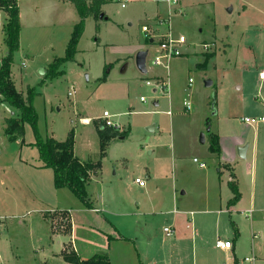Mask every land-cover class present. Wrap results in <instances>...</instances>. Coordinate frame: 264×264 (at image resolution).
<instances>
[{
  "label": "rangeland",
  "instance_id": "1",
  "mask_svg": "<svg viewBox=\"0 0 264 264\" xmlns=\"http://www.w3.org/2000/svg\"><path fill=\"white\" fill-rule=\"evenodd\" d=\"M16 1L19 47L12 55L10 76L23 99L32 89L36 120L34 125L23 121V136L9 141L6 120L20 121L21 113L0 97V264H68L61 250L69 242L82 260L111 254L114 264H146L144 256L152 249L144 243V231L161 236L172 211L182 210L173 202L174 182L177 189L187 190L186 196L177 191L175 197L195 210L207 195L216 197L218 178L224 184L228 180V171L211 156L212 135L230 148L237 141L257 146L246 162L234 165L244 187L250 186V163L256 162L258 174L264 171V123L243 121L264 117V80H259L264 71V0H179L175 7L164 0H130L124 8L110 0L101 6L102 19H85L67 61L66 48L80 19L74 5L62 0ZM154 19L168 22L155 26L156 35L169 31L174 39H186L182 55L172 58L167 70L152 65L159 44L157 38L150 43L141 30L153 26ZM5 23L6 13L0 10V65L7 53L1 34ZM140 51L148 53L146 74L136 66ZM105 111L128 136L110 141L102 156L95 124L103 121ZM70 133L74 156L81 162H99L83 200L68 188L54 186L53 171L43 165L38 149L39 141H64ZM137 178L145 187L135 184ZM148 190L158 194L152 195L154 202L163 206L154 209L155 215L143 216L153 203L147 202ZM118 212L126 214L122 223L109 215ZM61 216L72 222L71 241L68 233L53 229V224H61ZM113 224L128 226L130 236L137 237L136 246L110 239L118 234ZM120 232L127 236L123 228ZM246 237L236 264H246L241 258L248 254L251 236ZM207 250L209 258H224L211 245ZM175 252L165 246L164 256ZM198 257L203 259L202 254ZM199 260L197 264H204Z\"/></svg>",
  "mask_w": 264,
  "mask_h": 264
},
{
  "label": "crops",
  "instance_id": "2",
  "mask_svg": "<svg viewBox=\"0 0 264 264\" xmlns=\"http://www.w3.org/2000/svg\"><path fill=\"white\" fill-rule=\"evenodd\" d=\"M62 2L66 3V1L63 0ZM104 6H102V8ZM1 34L3 35L2 28ZM259 80L262 79L259 78ZM160 81H164L165 88H167L166 81L164 79H160ZM156 106H158V103L156 104ZM218 139L220 154L216 155L211 152L210 153L213 158H217L219 160L218 165L221 166L222 169L228 171V180L224 184L220 180V178H218L217 183L215 182V188L217 190L216 197L213 198L207 195L205 200L203 201V205L200 208H196L195 210L188 203H184V201H181V199H177L175 197L174 194H176L177 191L179 192V196H186L187 190L185 187L183 188L180 186L177 189V181L174 182V185L176 187L174 188V192L172 195L173 202L180 204L182 210L174 209L172 211L171 219L167 220V223L163 226V228L167 226L171 227L173 231V234L171 236H166V234L163 232V228L161 236L156 234L153 230L151 232L144 231V243L150 245L152 249L151 255L145 254L144 256L146 264H185V261L187 259L191 260V264H197V260H199L198 256L200 254L203 255V259L199 261L203 262L204 264H223V262L225 264H236L238 257L242 255L240 250L243 238H247L246 236L249 237V235L251 236V247L249 248V251L247 250L248 254L246 252V256H243V258L241 259H243L246 264H264V171L262 168L261 173L258 174V171L255 170L256 162L254 164L250 163V166L248 167L246 173L250 177L249 187H244L241 180L239 178L237 179L234 174V165L240 164V160L246 162L250 150L252 152V150H255L257 146L253 147L250 143L244 144L243 142L237 141V143L235 144V148H230L228 145H224L223 139L221 137H218ZM244 145L246 147L245 158L242 159L238 156V149L244 147ZM198 162L193 161V163H197L198 166L199 163H203ZM262 164H264V161L262 162ZM199 168L201 167L199 166ZM204 168L205 166L201 169ZM221 168L217 170L218 173L222 172ZM91 178L92 175L90 177V181ZM137 180L140 179L137 178L134 182L138 185V183L136 182ZM230 181H234L236 183L238 192L240 193V199L233 205L228 204L229 201L233 198V194L228 187V182ZM143 187H145V185ZM145 195L147 197V202L153 203H149V206L142 211V215H155L156 213H153L155 211L154 209H159L161 206H163L154 202L152 195H157L158 198V194H156V192L154 191L151 195L150 191L148 190L147 192H145ZM73 213L71 211V215ZM109 215L113 219V222L114 219L117 220L116 223H122L123 221H121V217L125 218L126 216V214H122L121 212L110 213ZM245 217L246 219H244ZM111 218L109 219L111 220ZM58 219H62V216L58 217ZM246 222L249 223L246 224ZM133 223H136V220H133ZM244 227L245 230H243ZM122 228L126 231L125 234L127 236L123 235L122 232H120L122 231ZM113 229H115L118 234L114 236L109 235L110 239H125L127 241H131V243L136 246L137 237L130 236L131 234L129 233L128 226H122V224L119 226L114 225ZM72 232L73 225L71 222V232L69 234V241H71ZM165 237L172 238V240L168 242ZM217 239L230 241L231 248L229 250L217 249L224 255V258L218 256L215 258H209L207 256V246L211 245V247L214 248V244ZM170 245L176 249V256L174 255V253L170 254L169 256H164L165 246ZM64 250H66L67 252L73 250L77 255L76 247H74V244L72 242H69V244H64L61 252ZM249 254L251 255V257L247 258V255ZM78 258L82 260L80 257ZM107 259L109 264H114L113 257L111 254L107 256ZM247 259L253 260L249 262Z\"/></svg>",
  "mask_w": 264,
  "mask_h": 264
},
{
  "label": "trees",
  "instance_id": "3",
  "mask_svg": "<svg viewBox=\"0 0 264 264\" xmlns=\"http://www.w3.org/2000/svg\"><path fill=\"white\" fill-rule=\"evenodd\" d=\"M74 5L79 13V22L74 26L69 39L66 55L63 61L70 60L75 51V47L84 29V21L88 17L96 18L100 15L101 6L106 5L110 0H63ZM0 10L6 13V23L2 28L3 43L7 48L6 56L2 59L0 65V97L2 101L7 102L11 107L20 111V121L16 118L6 120L5 134L9 141H16L23 136V121L34 125L36 115L32 106L33 91L30 89L26 99L16 90L10 76V65L12 55L19 47L20 17L16 0H0ZM211 55H208L210 57ZM214 100V98H213ZM214 106V103H211ZM21 123V124H20ZM100 139L101 155L104 156L109 142L116 137L125 138L128 131L120 132L113 127H107L105 123L95 124ZM73 133H70L64 141H56L53 138H46L39 141L38 149L43 165L50 168L54 175V186L56 188H68L77 198L86 197L85 186L90 182L91 175L97 173L99 162L97 164L81 162L73 153ZM210 152L216 155L220 154L219 139L212 135L209 146ZM228 187L233 194L229 205L235 204L240 199L236 183L228 182ZM55 232H71V222H62L60 225L53 224ZM61 256L68 264H109L104 255H96L88 260H80L75 251H62Z\"/></svg>",
  "mask_w": 264,
  "mask_h": 264
},
{
  "label": "built area",
  "instance_id": "4",
  "mask_svg": "<svg viewBox=\"0 0 264 264\" xmlns=\"http://www.w3.org/2000/svg\"><path fill=\"white\" fill-rule=\"evenodd\" d=\"M117 1L122 8H124L126 6V4H128L130 2V0H117ZM164 1L169 6H177L179 4V0H164ZM154 20H155V23L153 26L152 25H150V26L143 25L141 27V30L145 34L146 39L152 40L154 42L155 39L157 38V41L159 44L160 52L153 59L152 65L155 67H160L164 70H167L168 62L172 58L182 55V52L180 51V47H181V45L186 44V39L184 36H180L178 39H174L169 31H167L165 34L161 35V37L156 35L155 32H156V30H158V27H155V26H157L158 24L162 26V24H168V22L160 20V19H154ZM203 49L205 51H207L209 49V46L204 45ZM259 78L262 80L264 79V72L263 71L259 74ZM191 82L192 81L189 80V84H191ZM158 83H160L161 87L163 89H165V85H164L165 82L164 81H159ZM70 94L71 93H69L68 95H70ZM141 100L143 101L144 99L141 98ZM183 107L186 110H189L190 104L188 102H184ZM102 118H103V122L105 123V125L107 127H113V128L118 129V127L116 125H114L113 122L110 120L111 116L109 115L108 112L105 111L102 115ZM243 121L246 124H257L258 122H264V117H261L258 119H256V118H244ZM193 161L198 162L197 159H194ZM199 166L201 168H203L205 165L203 163H199ZM136 182L138 183V185L140 187L144 186V182L142 180H137ZM68 212L70 213V211H68ZM66 220H67V218H66ZM66 220L63 219L61 221V223L66 222ZM163 232L166 234V236H171L173 234L171 227H168V226L163 228ZM214 246L216 249H219V250H229L231 248V242L221 240V239H217L215 241ZM247 260L249 262H251L253 259H247Z\"/></svg>",
  "mask_w": 264,
  "mask_h": 264
},
{
  "label": "water",
  "instance_id": "5",
  "mask_svg": "<svg viewBox=\"0 0 264 264\" xmlns=\"http://www.w3.org/2000/svg\"><path fill=\"white\" fill-rule=\"evenodd\" d=\"M104 17V14L103 13H100L99 15V18H103ZM153 41L150 40V43H152ZM147 51H140L137 53L136 55V59H135V62H136V66H137V69L142 73V74H146L147 73V69H146V57H147ZM40 73H43V70L40 71ZM211 85V82L210 81H206L205 82V86L206 87H209ZM157 103H155V106H156ZM199 142L201 144H204L205 143V138H204V135H201L200 138H199ZM245 149L246 147H241L238 149V156L240 158H245Z\"/></svg>",
  "mask_w": 264,
  "mask_h": 264
}]
</instances>
